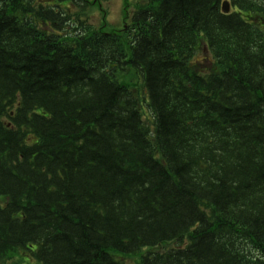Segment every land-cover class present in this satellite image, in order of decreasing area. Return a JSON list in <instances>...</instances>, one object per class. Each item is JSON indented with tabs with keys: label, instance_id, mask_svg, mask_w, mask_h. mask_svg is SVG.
Returning a JSON list of instances; mask_svg holds the SVG:
<instances>
[{
	"label": "trees",
	"instance_id": "16d2710c",
	"mask_svg": "<svg viewBox=\"0 0 264 264\" xmlns=\"http://www.w3.org/2000/svg\"><path fill=\"white\" fill-rule=\"evenodd\" d=\"M103 1L0 0V264H264V0Z\"/></svg>",
	"mask_w": 264,
	"mask_h": 264
},
{
	"label": "rangeland",
	"instance_id": "374dc122",
	"mask_svg": "<svg viewBox=\"0 0 264 264\" xmlns=\"http://www.w3.org/2000/svg\"><path fill=\"white\" fill-rule=\"evenodd\" d=\"M109 19L113 22H120L123 7L122 0H111L108 2Z\"/></svg>",
	"mask_w": 264,
	"mask_h": 264
},
{
	"label": "water",
	"instance_id": "95a60500",
	"mask_svg": "<svg viewBox=\"0 0 264 264\" xmlns=\"http://www.w3.org/2000/svg\"><path fill=\"white\" fill-rule=\"evenodd\" d=\"M225 7H226V8H225V10H224V11H225V12H228V11H229V8H228V6H227V5H225Z\"/></svg>",
	"mask_w": 264,
	"mask_h": 264
}]
</instances>
